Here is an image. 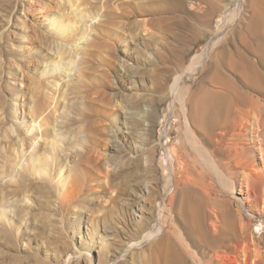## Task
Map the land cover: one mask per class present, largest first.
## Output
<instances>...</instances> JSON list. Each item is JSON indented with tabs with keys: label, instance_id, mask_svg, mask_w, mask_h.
<instances>
[{
	"label": "rangeland",
	"instance_id": "obj_1",
	"mask_svg": "<svg viewBox=\"0 0 264 264\" xmlns=\"http://www.w3.org/2000/svg\"><path fill=\"white\" fill-rule=\"evenodd\" d=\"M256 9L247 0H0V264H167L170 242L189 249L190 264L205 259L186 212L204 199L192 194L191 178L206 176L195 151L213 147L189 99L221 91L216 68H205L223 46L260 59L247 30ZM257 87L250 167L227 185L213 181L264 253V204L249 201L247 181L264 172V80Z\"/></svg>",
	"mask_w": 264,
	"mask_h": 264
},
{
	"label": "bare ground",
	"instance_id": "obj_2",
	"mask_svg": "<svg viewBox=\"0 0 264 264\" xmlns=\"http://www.w3.org/2000/svg\"><path fill=\"white\" fill-rule=\"evenodd\" d=\"M250 2L254 3L257 9L252 22L247 26V30L248 34L252 33L250 38L255 40L250 44H254L256 39L261 43V49H257V52L260 53V59L254 61L240 50L231 51L223 46L221 48L223 55L220 56V60L214 64L212 62L205 68V75L213 67L216 68L222 78L220 82L221 91L207 90L202 94H192L189 99L192 121L196 127L200 128V131L203 130L205 139L213 147L211 151L200 148L195 151L198 152L194 157L195 163L204 165V173L212 181L208 182L209 179H206L204 174L201 175L203 177L200 176L201 179L199 180H192L191 178L195 187L191 193L196 196L197 200L199 199L198 196H202L204 199H200V202L194 201L191 206L189 205L190 208L186 212L187 220L193 224L190 223L194 228L191 231L192 235L196 234L200 237L206 253L205 259L196 260V264H264L262 248L247 232L248 225L245 224L243 212L236 214L237 211L233 210L230 201L224 197L223 199L220 198L221 194L217 191L213 181L216 177L222 181L220 183L224 184L231 178L242 175L243 172L241 173L240 169L246 170L250 167L246 161L250 155L248 152L254 150L248 147V151L244 137H246V130L250 128V124L251 127L256 125L250 121L255 119L253 113L256 111L255 106L259 104V100L255 99L251 91L252 93L260 91L257 84L264 80L262 71V68L264 69V0H247V3ZM54 21L55 18L53 17L52 22ZM234 32L236 34L237 29ZM224 51L226 52L224 53ZM202 66L203 64L200 63L193 64L186 73H196ZM225 70L232 72L237 80L228 75ZM183 78L182 76L181 80ZM236 81H240L246 90ZM181 98L182 96L179 95L177 99ZM184 160L188 161L187 159ZM188 164L184 167H190ZM184 172L188 176V170L184 169ZM252 173L253 178L246 177L247 181L250 182L249 192L251 196L249 195V201H253L259 206L262 200L264 204V172L261 174L252 171L251 175ZM252 195H254L253 200L251 199ZM160 230L157 232L158 235L161 233ZM262 243L264 244V241ZM164 244L167 242L162 240L159 246ZM178 244L177 242L176 245L170 242L166 247L164 246L166 249L161 250L167 251V264H190L192 258H190L189 249L187 252L184 250L186 248H181Z\"/></svg>",
	"mask_w": 264,
	"mask_h": 264
}]
</instances>
